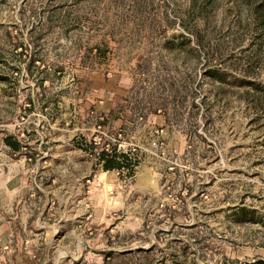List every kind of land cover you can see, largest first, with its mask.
I'll use <instances>...</instances> for the list:
<instances>
[{
    "label": "rangeland",
    "instance_id": "1",
    "mask_svg": "<svg viewBox=\"0 0 264 264\" xmlns=\"http://www.w3.org/2000/svg\"><path fill=\"white\" fill-rule=\"evenodd\" d=\"M256 261L264 0H0V264Z\"/></svg>",
    "mask_w": 264,
    "mask_h": 264
},
{
    "label": "trees",
    "instance_id": "2",
    "mask_svg": "<svg viewBox=\"0 0 264 264\" xmlns=\"http://www.w3.org/2000/svg\"><path fill=\"white\" fill-rule=\"evenodd\" d=\"M32 62H34V60H32ZM4 142L6 145L10 146L13 151H19L21 148L20 141L17 139L13 140L10 137H5ZM97 155V160L100 162L99 164L101 165V168L105 171H121L123 169H127L128 173H131L133 170L132 158L129 156L128 151L115 152V150L113 151L111 149L106 151L103 147L100 151H98ZM247 264H264V262L256 261Z\"/></svg>",
    "mask_w": 264,
    "mask_h": 264
},
{
    "label": "crops",
    "instance_id": "3",
    "mask_svg": "<svg viewBox=\"0 0 264 264\" xmlns=\"http://www.w3.org/2000/svg\"><path fill=\"white\" fill-rule=\"evenodd\" d=\"M101 111H102L101 112L102 116L106 119V122H105L106 126L104 125L105 128H107V129H105L106 133H108L109 136H113V137H115L117 135H120V134H123L122 132H124V124L128 123L127 118L123 117L122 114L116 115L114 113V110L107 103V101H106L105 105L102 106V110ZM128 116L130 118L129 121L132 122L133 118L131 119L130 114ZM108 127H111L113 129H115L116 132L112 133ZM116 141H119V140L117 139ZM109 144L108 145H109L110 149L113 150V151L115 150V152H121V151H126V150L130 151V149H126L125 150L124 148L119 147L115 143L109 142ZM101 147H99V149ZM129 156H131V155H129ZM95 160H96L95 163H100L97 159H95ZM84 163H92V162H91V160H86L85 159Z\"/></svg>",
    "mask_w": 264,
    "mask_h": 264
},
{
    "label": "built area",
    "instance_id": "4",
    "mask_svg": "<svg viewBox=\"0 0 264 264\" xmlns=\"http://www.w3.org/2000/svg\"><path fill=\"white\" fill-rule=\"evenodd\" d=\"M104 148H105L106 151H109V149H110L109 145H107V144L105 145Z\"/></svg>",
    "mask_w": 264,
    "mask_h": 264
}]
</instances>
